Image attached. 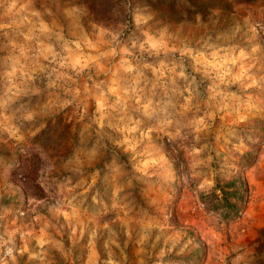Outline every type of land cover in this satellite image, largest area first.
Masks as SVG:
<instances>
[{
	"label": "clouds",
	"instance_id": "1",
	"mask_svg": "<svg viewBox=\"0 0 264 264\" xmlns=\"http://www.w3.org/2000/svg\"><path fill=\"white\" fill-rule=\"evenodd\" d=\"M0 264H264V0H0Z\"/></svg>",
	"mask_w": 264,
	"mask_h": 264
}]
</instances>
